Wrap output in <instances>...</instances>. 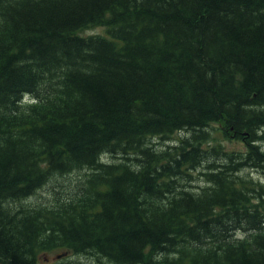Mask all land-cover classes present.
Listing matches in <instances>:
<instances>
[{
	"label": "trees",
	"instance_id": "16d2710c",
	"mask_svg": "<svg viewBox=\"0 0 264 264\" xmlns=\"http://www.w3.org/2000/svg\"><path fill=\"white\" fill-rule=\"evenodd\" d=\"M252 172L264 0H0V264H264Z\"/></svg>",
	"mask_w": 264,
	"mask_h": 264
},
{
	"label": "rangeland",
	"instance_id": "374dc122",
	"mask_svg": "<svg viewBox=\"0 0 264 264\" xmlns=\"http://www.w3.org/2000/svg\"><path fill=\"white\" fill-rule=\"evenodd\" d=\"M84 35H100V34H104V29L103 28H93V29H89L87 31H85L83 33ZM214 128H216V126H213ZM209 131H212L211 128L209 129ZM214 136L216 137V141L219 144H222L224 146L225 149L227 150H242L243 146L238 143V142H228L225 141L223 139V137L217 133V132H213ZM177 138V136L175 137V139ZM174 141V140H173ZM164 142L157 140L155 141V146H163ZM251 176L254 180H258L261 182L264 181L263 179V175L260 173H255L252 172ZM80 179V177L77 174H72L67 176L66 178L64 177L63 179H59L60 183H63L66 180H70L69 181V185L63 188H71L72 186H74V184L76 182H78ZM71 182L73 184H71ZM51 185V184H50ZM193 187L197 188V187H204V184L201 183V181L198 179V181H196V183H194L192 185ZM51 187H48V189ZM45 194H43L42 192H38L34 198L32 199L31 203L37 202V200H41L40 198L42 196H44ZM44 198V197H42ZM27 203V202H26ZM39 263L40 264H107L108 262L101 258L99 260L96 259H90L89 256H74V257H69L66 254H57V253H44L43 256L40 257L39 259Z\"/></svg>",
	"mask_w": 264,
	"mask_h": 264
},
{
	"label": "bare ground",
	"instance_id": "6f19581e",
	"mask_svg": "<svg viewBox=\"0 0 264 264\" xmlns=\"http://www.w3.org/2000/svg\"><path fill=\"white\" fill-rule=\"evenodd\" d=\"M23 96V95H22ZM29 98H31V97H29ZM33 99V98H32ZM28 103V102H27ZM24 106V105H23ZM31 106V105H30Z\"/></svg>",
	"mask_w": 264,
	"mask_h": 264
}]
</instances>
